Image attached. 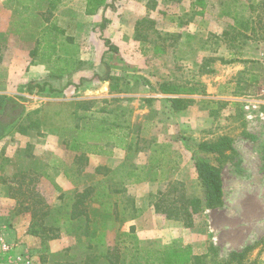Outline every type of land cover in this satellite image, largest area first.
I'll return each mask as SVG.
<instances>
[{
    "label": "rangeland",
    "instance_id": "obj_1",
    "mask_svg": "<svg viewBox=\"0 0 264 264\" xmlns=\"http://www.w3.org/2000/svg\"><path fill=\"white\" fill-rule=\"evenodd\" d=\"M53 1L0 0L17 19L20 16L30 25L31 35L26 37V41L33 49L29 52L27 48L20 55L22 60L30 57L26 61L29 68L42 58L38 47L39 42L40 45L44 43L41 34L45 24L53 16ZM211 2L209 7L200 4L196 11L190 9L187 12L188 8H182L178 13L184 17L169 29L163 27L164 30L158 32L155 25L152 28L144 25L142 33L148 37L146 44H142L145 51L138 52L137 58L132 55L129 68L133 67V70L124 72L128 73L126 77L131 81L145 86H127L125 83L120 89H132L131 92L136 93L133 99L119 97L112 102L102 100L97 105L91 102L90 107L99 111L92 114V122L97 120L103 127L113 126L117 116L120 123L127 119L131 126L135 125L136 133L142 128L143 135L144 127L148 128L149 133H144L143 137L145 144L140 142L137 134L134 137L133 143H142L141 147L145 149L137 161H158L167 169V174L159 176L150 190L145 191L146 195L148 192L151 194L147 201L152 207L164 200L168 202L165 206L176 209L182 207L187 199H204L205 188L198 179L195 164L198 161L213 162V156L200 151L198 146L223 136L229 137L234 152L228 154L227 165L222 172L223 206L194 216L191 228L184 222L180 223L184 228L181 242L172 241L173 230L169 233L168 229L164 231L167 227L158 225L166 232L163 252L148 243L140 244L137 227L128 233L127 227L118 229V225H110L107 221L106 225H100L104 216L97 212L96 205H89L93 234L89 237L75 232L77 235L66 234L63 227L58 232V239H40L43 242L38 250L41 264H109L111 257L114 261L116 255L119 260L126 259V264H193L195 256L206 255L207 263L211 264L213 261H225L231 253L242 252L248 247H253L248 255L249 262L264 264V124L249 125L241 103L246 97H259L264 89V43L243 39L232 43L223 36L234 26L236 13L246 19L253 15L241 5L245 0ZM196 13L207 14V19L189 22L188 17ZM50 36L46 34L44 37L48 43ZM159 49L163 52H156ZM33 52H36L35 56ZM230 60L233 62H225ZM208 69L214 73L207 74ZM45 70L42 77L46 80ZM24 71L25 68L19 69L23 74ZM45 80L38 83H47ZM161 83H170L185 91L194 89L193 95L181 96L194 100V103L187 110L174 113L166 97H160ZM27 85L31 87L35 83ZM28 87L23 84L19 92L28 93ZM19 98L25 114L30 108L35 109L31 117L38 121L45 101L36 97ZM148 99L151 103L146 101ZM100 111L107 113L100 114ZM119 133L118 141H125L124 131ZM0 142L3 143H0V148L4 147V141ZM2 159L0 156V162ZM17 166L8 169L9 178L15 177ZM174 170L182 180H170L169 175ZM26 188L29 191L26 198H22V207L35 209L36 213L52 211L53 218L71 210L75 202V197L61 198L60 193L53 195L52 188L45 181H37L33 188L31 185ZM51 218L43 225L38 219L31 226L42 232V237L50 236L52 233L45 229L58 225H54ZM108 252L109 258L106 257Z\"/></svg>",
    "mask_w": 264,
    "mask_h": 264
},
{
    "label": "crops",
    "instance_id": "obj_2",
    "mask_svg": "<svg viewBox=\"0 0 264 264\" xmlns=\"http://www.w3.org/2000/svg\"><path fill=\"white\" fill-rule=\"evenodd\" d=\"M211 1L205 0L201 5L209 7ZM52 4L53 16L41 34L43 39L46 34L51 35L50 42L41 43L38 54L42 58L29 68L26 61L30 57L22 60L20 55L27 48L29 52L33 49L26 41L31 35L30 25L20 16L17 19L0 2V95L19 102V97L45 101L39 112L40 121L29 120L28 114L35 110L30 108L19 125L9 129L0 140L4 141L0 156L8 160L0 169V264L42 262L38 257L42 241L30 234L32 209L22 207V198L29 191L26 187L33 188L37 181H45L53 195L60 193L61 198L87 196L86 205H96L97 212L104 216L100 225H106L107 221L118 225V229L127 227L128 233L137 227L140 244L148 243L165 252L166 232L158 225L167 227L164 231L168 229L169 233L173 230L171 239L179 242L184 228L182 222L168 219L147 201L151 194L146 195L145 191L150 190L159 176L167 174L166 166L158 161H137L138 155L144 153L141 144H145L143 137L149 133L148 128L144 127L143 135L142 128L136 133L135 125L131 126L127 119L120 123L117 116L113 126L103 127L97 120L92 122V114L99 111L90 106L91 102L97 105L102 100L112 102L119 97L136 96L132 89L122 93L112 91L111 85L139 84L124 72L133 70L129 68L131 56L137 58L138 52L145 51L142 44L146 42L135 39L138 21L154 22L157 31L169 29L184 17L178 13L182 8L196 11L200 4L198 0H54ZM190 16L189 22H197L208 15ZM105 40L117 52H112ZM23 68L24 74L19 72ZM44 69L46 80L42 77ZM108 75L114 79L107 80ZM41 80L56 92L47 90L40 95L37 90L33 95L19 92L23 84L28 87V83L36 85ZM164 96L168 103L169 99L183 98L160 94ZM120 131H124L126 142L118 141ZM136 134L142 143H133ZM15 166V177L9 178L8 169ZM176 173V170L170 173V180H182Z\"/></svg>",
    "mask_w": 264,
    "mask_h": 264
},
{
    "label": "trees",
    "instance_id": "obj_3",
    "mask_svg": "<svg viewBox=\"0 0 264 264\" xmlns=\"http://www.w3.org/2000/svg\"><path fill=\"white\" fill-rule=\"evenodd\" d=\"M203 0H198V4H202ZM241 5L245 9H249L251 17L244 18L240 17V13H236L234 17L235 24L229 31H226L223 36L229 39L232 43L238 39H243L246 41H255L257 43H264V0H245L241 2ZM256 16V17H255ZM149 25L152 28L155 23L147 20L138 21L136 24V37L137 41H147V35H144L142 32V27L144 25ZM45 40V39H44ZM105 44L110 48L112 52H117V49L111 45L108 40H105ZM40 47V42H39ZM46 51V50H45ZM36 52H33L32 55L35 56ZM44 62L45 53H44ZM227 64L232 63L233 60L225 61ZM207 74L214 73V70L208 69ZM110 75L107 76V80H113ZM49 85L36 84L29 87L28 93L34 94L35 89L38 91V95L43 94L47 90L50 92H56L52 87L48 89ZM121 86L111 85V90H118L119 93H122ZM160 93L164 95L171 96H180V95H193L194 89L182 90L178 86L172 85L170 83H163L160 85ZM125 91V90H124ZM148 103L151 100H146ZM171 108L175 113H180L187 110L193 103L192 99L185 98H172L169 99ZM37 112V111H35ZM35 114V113H34ZM25 115V107L19 101L9 98L4 95H0V140L5 136L6 132L11 128H16ZM29 120L33 121L31 113L28 114ZM27 118V119H28ZM34 122V121H33ZM32 122V123H33ZM36 123V122H35ZM21 129L23 127H20ZM200 151L209 153L213 156V162H204L198 161L195 164V169L198 175V179L202 182L205 188V197L201 198H190L184 202V205L179 208H172L170 206H165L168 202L162 200L155 204L156 211L162 212L170 220H177L184 222L188 228L193 227V218L196 215L206 211V210H215L223 206V178L222 172L227 165L228 154L234 152L232 146V140L229 137H221L213 142H203L198 146ZM8 160L2 159V164L0 169H3ZM168 201V200H167ZM87 196L80 195L75 198V202L71 207V210H66L64 214L59 215L58 217H52V211H45L43 213H36L35 209H32V225L36 220L42 222H47L49 218L53 220V224H58L56 227L52 226L49 229H45L48 233H52L50 236L42 237V232L36 230L31 226L30 234L40 238L42 241L49 240L53 241L59 238V233L63 227H65V233L71 235H77L80 233L83 237H89L93 233L91 231V223L93 217L89 213V205H86ZM165 206V207H164ZM172 206V205H171ZM38 216V217H37ZM74 227V230L69 229ZM54 232V233H53ZM77 234H75V233ZM94 238H92L93 240ZM43 243V242H42ZM89 249H93L92 246H89ZM253 247H248L242 252H233L229 255L228 259L225 261H213L211 264H256L254 261L250 263L248 260V255L251 252ZM109 252L106 257L109 258ZM119 256V255H118ZM207 256H195L193 264H208L206 261ZM126 259H118L117 255L115 260L109 264H126Z\"/></svg>",
    "mask_w": 264,
    "mask_h": 264
},
{
    "label": "built area",
    "instance_id": "obj_4",
    "mask_svg": "<svg viewBox=\"0 0 264 264\" xmlns=\"http://www.w3.org/2000/svg\"><path fill=\"white\" fill-rule=\"evenodd\" d=\"M245 121L249 125L264 124V89L259 97H246L241 100Z\"/></svg>",
    "mask_w": 264,
    "mask_h": 264
}]
</instances>
